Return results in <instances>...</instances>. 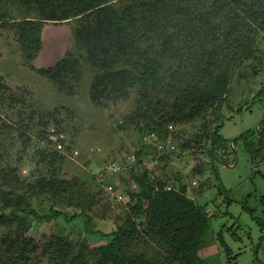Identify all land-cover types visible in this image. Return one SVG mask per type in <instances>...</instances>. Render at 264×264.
<instances>
[{
    "label": "trees",
    "instance_id": "trees-1",
    "mask_svg": "<svg viewBox=\"0 0 264 264\" xmlns=\"http://www.w3.org/2000/svg\"><path fill=\"white\" fill-rule=\"evenodd\" d=\"M2 3L18 4L21 15L10 19L7 12L0 13V27L13 32L24 64L58 92L75 94L82 63L87 64L94 71L88 89L92 105L105 108L134 96L131 112L116 127L118 132L132 131L139 142L150 136L161 141L177 139V156L187 151L189 139L197 151L192 155L202 156L192 168L198 178L204 176L206 158L210 163L225 160L227 141L220 135L221 125L213 138L205 123L188 137L174 129L203 121L224 101L232 73L254 61L264 35V0H0ZM46 23H71L74 48L80 53L66 52L53 66L35 69L32 63L41 51ZM263 93V88L255 93L247 109ZM9 98L16 102L12 95ZM62 124L56 118L42 122L39 139L58 136L64 132ZM49 126L53 127L50 133ZM0 128L9 129V125L1 121ZM257 132L259 142L264 141V125ZM1 137L0 131V264H203L198 252L204 248L211 220L206 207L196 201L205 190L203 180L192 198L182 177L168 186L170 179L161 169L142 167L156 151L152 143L132 153L129 179L136 192L126 191L123 217L119 213L114 218L132 224L125 246L117 249L124 231L117 227L112 233H102L90 227L93 219L111 217L104 189L91 192V198L75 199L84 182L76 176L64 178L61 172L70 144L59 140L60 148H37L32 155L34 168L22 176L11 163L15 143ZM17 139L23 144L18 153L22 158L31 139L25 131ZM164 151L171 153L169 148ZM167 159L166 155L158 160L161 164ZM44 205L47 211H43ZM63 205L77 213L68 219ZM78 216L86 219L91 234L109 238V242L91 247L87 241L50 234L38 245L30 236L35 225Z\"/></svg>",
    "mask_w": 264,
    "mask_h": 264
},
{
    "label": "rangeland",
    "instance_id": "rangeland-1",
    "mask_svg": "<svg viewBox=\"0 0 264 264\" xmlns=\"http://www.w3.org/2000/svg\"><path fill=\"white\" fill-rule=\"evenodd\" d=\"M18 8V4L2 3L0 13L7 12L10 19H15L21 15ZM72 27L71 23L44 25L41 33L42 48L32 63L33 68L51 67L66 52L71 55L80 53L74 48ZM93 76L94 71L82 63V78L76 86L75 94L69 96L58 92L24 64L13 32L0 27V123L3 121L9 125V129L0 128V131L1 139L15 143L11 151L14 154L11 163L25 176L34 168L32 155L37 148L53 145L60 148L59 140H63L66 145L70 144L71 151L64 152L66 159L61 169L65 175L63 177L76 176L84 182L76 192L75 199L91 198V192L104 189L110 203L111 217L93 219L90 227L102 233H112L119 227L125 232V235H119L117 249H120L126 244L132 222H116L114 218L119 213L123 217L121 206L127 202L126 191L136 192V185L129 179L130 169L134 165L132 153L140 146L148 148L149 143L143 141V138L139 142L138 135L132 131L123 133L116 130L131 112L133 94L128 101L109 104L105 108L91 104L88 89ZM227 88L224 101L211 109L203 121L174 129L183 131L182 134L188 137L197 133L198 127L205 123L210 138H213L215 128L221 125L220 135L227 141L224 161L210 163L209 158H202L206 165L204 176L199 179L197 173L192 172L202 157L192 155L196 147L187 139V151L177 156L179 141L168 139L160 142L171 153L158 149L152 143L156 151L142 162V167L149 171L161 169L163 175L170 179L168 186L176 178L182 177V183L188 186L191 198L192 192L201 186L200 181L203 180L205 190L196 201L198 205L206 207L205 211L211 217L204 248L198 252L203 264H264V141L259 142L257 132V128L264 125V93L261 100L249 109L246 105L259 90L263 88L264 92V35L260 37L254 61L235 70ZM10 95L16 99L15 105L10 101ZM53 118L62 121L64 132L40 140L38 136L43 128L41 123L52 122ZM52 130V126L47 128L48 133ZM24 131L31 141L21 158L18 153L22 151L23 144L17 137ZM11 138L14 139L10 141ZM7 149L11 150L9 144ZM74 151L78 153L76 156ZM166 155V163L160 164L159 157ZM19 157L21 160L17 161ZM109 163L113 164V170H108ZM193 182L196 184L193 185ZM219 184L222 189H219ZM62 207L68 219L77 213L67 208V205ZM47 210L48 206L44 205L43 211ZM68 219L59 217L51 223L35 225L30 236L38 245L50 234L87 241L91 247L109 242V238L91 234L85 226V218L78 216L74 220Z\"/></svg>",
    "mask_w": 264,
    "mask_h": 264
},
{
    "label": "built area",
    "instance_id": "built-area-1",
    "mask_svg": "<svg viewBox=\"0 0 264 264\" xmlns=\"http://www.w3.org/2000/svg\"><path fill=\"white\" fill-rule=\"evenodd\" d=\"M143 141H146V142H148L149 144L150 143H153L158 149H161V150H164L165 149V146H164V144L163 143H161L160 142V140L157 138V137H155V136H150V137H143ZM161 143V144H160ZM171 148H172V146H171ZM74 156H76L78 153L76 152V151H74ZM108 165V170H113L114 168H113V164H111V163H109V164H107ZM193 185L194 184H196L195 182H193L192 183ZM134 187V186H133ZM110 188V187H109ZM119 198H120V196H119Z\"/></svg>",
    "mask_w": 264,
    "mask_h": 264
}]
</instances>
